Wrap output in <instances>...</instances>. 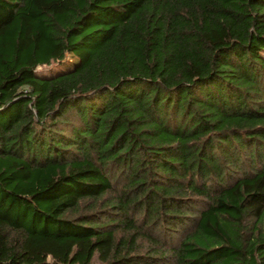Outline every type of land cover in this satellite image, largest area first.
Wrapping results in <instances>:
<instances>
[{"label": "trees", "instance_id": "obj_1", "mask_svg": "<svg viewBox=\"0 0 264 264\" xmlns=\"http://www.w3.org/2000/svg\"><path fill=\"white\" fill-rule=\"evenodd\" d=\"M0 264H264V0H0Z\"/></svg>", "mask_w": 264, "mask_h": 264}, {"label": "rangeland", "instance_id": "obj_2", "mask_svg": "<svg viewBox=\"0 0 264 264\" xmlns=\"http://www.w3.org/2000/svg\"><path fill=\"white\" fill-rule=\"evenodd\" d=\"M83 60L82 54L65 53L59 62H53L49 65H39L35 68L38 75L49 76L71 69L74 65L80 64Z\"/></svg>", "mask_w": 264, "mask_h": 264}]
</instances>
